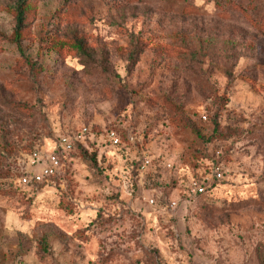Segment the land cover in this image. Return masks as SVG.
<instances>
[{"label":"rangeland","instance_id":"obj_1","mask_svg":"<svg viewBox=\"0 0 264 264\" xmlns=\"http://www.w3.org/2000/svg\"><path fill=\"white\" fill-rule=\"evenodd\" d=\"M0 264H264V0H0Z\"/></svg>","mask_w":264,"mask_h":264},{"label":"built area","instance_id":"obj_2","mask_svg":"<svg viewBox=\"0 0 264 264\" xmlns=\"http://www.w3.org/2000/svg\"><path fill=\"white\" fill-rule=\"evenodd\" d=\"M202 117L205 118V116ZM90 133L91 128L82 125L75 130L59 134L50 149L34 148L24 160H21L20 165L15 170L14 178L21 186L50 184L53 178L59 177L62 173L63 159H66L77 145L86 148L85 139ZM102 133L109 146L116 147L120 144V137L114 130L109 129ZM149 166V157L142 154L136 164V171L142 175ZM210 178L219 181L223 178V174L218 167H215L211 171V176L206 175L201 181L191 180L189 191L193 194H203L211 185Z\"/></svg>","mask_w":264,"mask_h":264},{"label":"trees","instance_id":"obj_3","mask_svg":"<svg viewBox=\"0 0 264 264\" xmlns=\"http://www.w3.org/2000/svg\"><path fill=\"white\" fill-rule=\"evenodd\" d=\"M20 6H21V4H20ZM22 14H23L22 9H18V10L16 11V18H17V23H18V25L21 23V16H22ZM78 46H79V44H78ZM203 116H204V115H203ZM205 118H206V116H205ZM109 129H111V128H108L107 130H109ZM91 130H93L92 127H91ZM111 130H115V129H111ZM93 131H94L95 133H99V132H100V129L97 128L96 130H93ZM78 152H84V153H87V154L91 155L92 158L95 157V160H97V152H96V151H91V150H89V149H87V148H85V147H83V146H81V145H77V146L75 147V149H74L72 152H70V153L68 154V156H73V155L77 154ZM63 161H65V158L63 159ZM149 167H150V166H149ZM14 170H16V169H14ZM14 173H15V171H14ZM145 173H146V172H145ZM60 175H61V174H60ZM57 178H58V177L53 178V180H55V179H57ZM53 180H52V182H53ZM52 182H51V183H52ZM43 185H47V184H40V185H37V186L40 187V186H43ZM27 187H36V186H27ZM212 190H213L212 188L208 187V188L205 190V192H204L203 194H201V195L209 196L208 193L211 192Z\"/></svg>","mask_w":264,"mask_h":264}]
</instances>
